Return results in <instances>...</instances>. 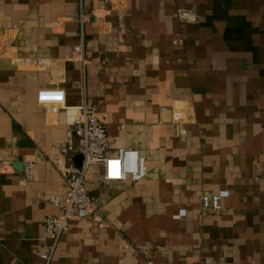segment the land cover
<instances>
[{"label":"crops","instance_id":"0c3cea01","mask_svg":"<svg viewBox=\"0 0 264 264\" xmlns=\"http://www.w3.org/2000/svg\"><path fill=\"white\" fill-rule=\"evenodd\" d=\"M42 89L95 108L109 156L137 150L147 172L95 166L98 212L51 264H264V0H0V264H43L79 155Z\"/></svg>","mask_w":264,"mask_h":264},{"label":"built area","instance_id":"2783aa9c","mask_svg":"<svg viewBox=\"0 0 264 264\" xmlns=\"http://www.w3.org/2000/svg\"><path fill=\"white\" fill-rule=\"evenodd\" d=\"M85 16L80 15V21ZM82 44L75 47V52L82 53ZM40 104L53 105V112L58 113L61 107L66 109L69 131L66 136L67 148L62 152L67 154L74 151L82 156L81 166L70 165L66 169V192L60 196H54L50 202L59 207L60 213L45 219V234L50 238L51 245L43 251L39 257L43 264H51L59 240L68 232L73 223L95 215L97 205L87 189V179L93 173L95 166H102L103 180L118 182L128 177L136 183L146 176L145 158L137 150H121L117 157L108 154L110 143L107 138L105 124L98 118L95 108L86 102L77 106H65V95L62 90L42 89L37 94ZM76 139L78 146L74 147L72 141ZM32 163L25 165V175L30 179L32 175ZM227 197L226 192L215 195L203 194L200 198L203 209L218 211L221 209L222 200Z\"/></svg>","mask_w":264,"mask_h":264},{"label":"water","instance_id":"95a60500","mask_svg":"<svg viewBox=\"0 0 264 264\" xmlns=\"http://www.w3.org/2000/svg\"><path fill=\"white\" fill-rule=\"evenodd\" d=\"M82 160H83L82 156L81 155H77L76 158H75V165L76 166H81Z\"/></svg>","mask_w":264,"mask_h":264}]
</instances>
